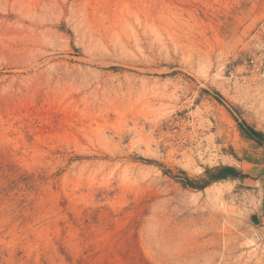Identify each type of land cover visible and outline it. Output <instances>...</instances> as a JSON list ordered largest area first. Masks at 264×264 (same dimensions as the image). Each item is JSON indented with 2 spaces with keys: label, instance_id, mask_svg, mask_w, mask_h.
I'll list each match as a JSON object with an SVG mask.
<instances>
[{
  "label": "rangeland",
  "instance_id": "obj_1",
  "mask_svg": "<svg viewBox=\"0 0 264 264\" xmlns=\"http://www.w3.org/2000/svg\"><path fill=\"white\" fill-rule=\"evenodd\" d=\"M251 129L264 0H0V264H264Z\"/></svg>",
  "mask_w": 264,
  "mask_h": 264
},
{
  "label": "crops",
  "instance_id": "obj_2",
  "mask_svg": "<svg viewBox=\"0 0 264 264\" xmlns=\"http://www.w3.org/2000/svg\"><path fill=\"white\" fill-rule=\"evenodd\" d=\"M249 131H254V133H256V137H250L251 139L255 140L256 142H258V144H260L261 149L264 151V129L262 130H256V129H251ZM249 133V132H248ZM250 136V135H249ZM263 159H264V155H263ZM257 172H260L261 175H259L257 177V175H253L251 174V177H244V178H237L234 179L235 181H242L244 184L246 185H254V187H260V192H262L264 194V167H261L259 170H257ZM244 173V172H243ZM245 176V174H244ZM259 206V205H258ZM251 220L253 223H256L257 225H262L264 223V212L262 210L257 212H253L252 213V217Z\"/></svg>",
  "mask_w": 264,
  "mask_h": 264
},
{
  "label": "trees",
  "instance_id": "obj_3",
  "mask_svg": "<svg viewBox=\"0 0 264 264\" xmlns=\"http://www.w3.org/2000/svg\"><path fill=\"white\" fill-rule=\"evenodd\" d=\"M255 134L256 133H254V131H249V135H250L249 138L256 137ZM239 177L244 178L246 176L238 174V172L233 168L225 167L222 168L220 172L209 175L207 183L201 188L203 189L211 183L220 182L228 179H237ZM189 185L195 187L191 183Z\"/></svg>",
  "mask_w": 264,
  "mask_h": 264
}]
</instances>
